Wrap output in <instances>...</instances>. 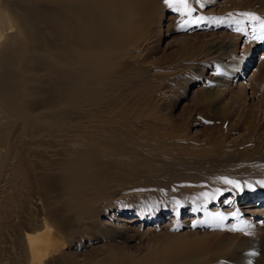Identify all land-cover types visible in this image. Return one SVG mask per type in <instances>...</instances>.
I'll list each match as a JSON object with an SVG mask.
<instances>
[{
	"label": "rangeland",
	"instance_id": "374dc122",
	"mask_svg": "<svg viewBox=\"0 0 264 264\" xmlns=\"http://www.w3.org/2000/svg\"><path fill=\"white\" fill-rule=\"evenodd\" d=\"M153 2L144 45L101 87L105 106L117 109L120 120L114 131L103 122L102 138L90 141L101 156L73 191L82 212H60L64 222L57 226L71 238L68 264H153L183 243H201L181 253L198 264H264L263 213L235 214L244 201L264 207V47H255L264 41V0H189L191 15ZM29 3L53 11V0H0V15L13 18ZM222 44L227 50L216 53ZM246 54L252 57L242 74L231 78ZM212 88L216 95L205 97ZM4 180L0 187L10 194L12 183ZM39 182L29 188L36 202L51 188ZM205 193L206 210L225 212L222 226L231 231L207 225V212H194L201 218L185 225ZM9 208L3 202L0 214ZM136 213L129 227H116Z\"/></svg>",
	"mask_w": 264,
	"mask_h": 264
},
{
	"label": "bare ground",
	"instance_id": "6f19581e",
	"mask_svg": "<svg viewBox=\"0 0 264 264\" xmlns=\"http://www.w3.org/2000/svg\"><path fill=\"white\" fill-rule=\"evenodd\" d=\"M153 4V0H53V11L29 3L13 18L0 15V185L4 179L12 183L10 194L0 187V207L3 202L11 204L0 214V264H68L71 238L57 226L64 222L60 212L75 208L82 212L81 205L72 202L78 195L73 191L83 188L81 178L94 167V157L98 162L101 156L91 152L90 141L102 136L103 122L114 131L120 120L116 108L111 112L105 106L101 87L109 74L126 69L125 60H132L144 45L141 36L153 16ZM215 46L218 54L228 48ZM260 46L264 41L255 44ZM251 57L246 54L233 65L230 77H239ZM216 93L209 89L205 97L212 99ZM40 180L51 188L43 189L36 202L29 188L33 182L39 187ZM208 195L198 200L200 208L192 203L193 215L185 225L197 223L201 217L195 213L207 212V225L219 222L221 233L231 231L222 226L225 212L216 207L206 210ZM239 204L235 214L264 215V207L252 209L257 204L251 201ZM178 213L175 208L173 216ZM135 215L116 227L126 229L141 216ZM100 224L111 226L109 221ZM200 246L183 243L152 263L198 264L197 257L181 253Z\"/></svg>",
	"mask_w": 264,
	"mask_h": 264
},
{
	"label": "snow or ice",
	"instance_id": "6c2138e0",
	"mask_svg": "<svg viewBox=\"0 0 264 264\" xmlns=\"http://www.w3.org/2000/svg\"><path fill=\"white\" fill-rule=\"evenodd\" d=\"M164 2L169 7H173L174 4L177 5V9H176L177 11L183 9L184 11L181 12L182 15L184 14L191 15V13L196 11V9L189 4V0H164ZM196 2L199 3V0H196ZM202 6L203 5H201V7ZM252 18L259 19L258 17H252ZM226 182L231 183V181H226Z\"/></svg>",
	"mask_w": 264,
	"mask_h": 264
}]
</instances>
